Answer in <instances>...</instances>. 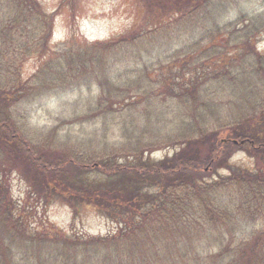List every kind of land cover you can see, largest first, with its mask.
<instances>
[{"label":"trees","instance_id":"1","mask_svg":"<svg viewBox=\"0 0 264 264\" xmlns=\"http://www.w3.org/2000/svg\"><path fill=\"white\" fill-rule=\"evenodd\" d=\"M137 2L141 23H148L149 30L132 28L134 32L118 43L129 44L143 33L147 36L159 28L151 30L150 25L172 16L178 17L167 25L200 22L201 32L197 39L153 63L129 73H108L102 51H115L116 46L107 42L74 45L76 41L66 40L61 50L50 49V19L35 0H0V216L15 230L28 220L26 208L44 209L55 199L74 209L87 205L120 226L112 236L65 241L61 250L71 264H100L95 254L101 253L111 261L107 264H187L179 243L197 244L207 230L223 228L230 233L236 223L231 212L242 213L246 205L248 221L262 225L240 237L232 249L230 242L208 258L216 263L230 257L225 264L264 262V53L253 41L264 30V15L247 17L237 27L239 19L218 25L214 15L224 8L218 0ZM209 13L214 19L211 27L204 21ZM227 30L228 37L224 35ZM34 55L49 56V62L22 79L23 64ZM97 65L101 73L92 72ZM88 76L98 81L97 102L94 110L76 121H94L97 116L116 120L118 116L120 125L135 127L125 119L133 116L138 102L147 103L144 111L155 115L157 122L163 113L151 105L169 100L172 108L177 107L175 112L183 110L187 123L174 142L181 149L170 158L152 161L143 157L154 150L152 145L78 153L50 144V139L33 143L24 132L19 108L40 98L48 86L50 90L70 88ZM225 85L236 95L238 107L232 116L210 119L228 118L226 128L217 133L208 118L217 116L220 106L210 95ZM69 121L61 120L58 126ZM139 122L143 121H135ZM57 129L53 128V135ZM231 148L253 158L255 169L230 164L235 152ZM217 169L226 173L218 174ZM13 173L25 181L27 198L32 199L22 206L13 201L7 186ZM226 200L237 207L231 209ZM52 232L38 231L31 241L47 242L52 249L56 245ZM160 245L164 255L156 252ZM6 250L7 245L1 243L3 264H9ZM150 250L160 257L151 259L152 254L149 258ZM134 254L139 258L136 261Z\"/></svg>","mask_w":264,"mask_h":264},{"label":"rangeland","instance_id":"2","mask_svg":"<svg viewBox=\"0 0 264 264\" xmlns=\"http://www.w3.org/2000/svg\"><path fill=\"white\" fill-rule=\"evenodd\" d=\"M218 1L224 6L221 11L214 15L218 25L229 21H238L239 19L240 22L237 27H242L244 22L247 21V17L264 15V0ZM35 2L50 19L51 30L48 41L50 49L61 50V43L66 40L76 41L74 45L107 42L109 46H116L115 51H102V60L106 62L105 71L108 73H129L130 69L134 71L144 64L153 63L166 57L173 50L197 39L198 34L201 32L199 29L201 27L200 22H195L193 25L185 24L187 23L185 22L176 27L167 25L178 17L172 16L170 19L160 21V24L150 25L151 30L155 26L159 28L147 32V36L143 33L131 43L122 44L118 43L119 39L134 32L132 28L135 30L141 28L142 32L148 28L145 27L148 23H141V12L137 0H35ZM180 19L184 18L180 17ZM214 19H211V13L207 14L204 19L207 27L214 24ZM228 31L224 33L226 37H228ZM253 41L256 49L264 53V30L257 33ZM48 59L49 56L44 59L43 56L37 55L29 58L23 64L22 79H26L35 73L43 62L46 65V62H49ZM96 70L97 73H101L98 65L92 72ZM92 77L88 76L83 81H75L70 88H60L58 86L59 88L50 90L51 86H48L49 89L42 92L40 98H35L25 103V106H21L19 111H21L26 136L33 143L38 144H41L43 139H50V144L74 149L78 153H84L85 151L109 153L114 149L129 148L138 144H140V148L143 145H152L154 150L143 154V157L152 161L170 158L176 151L181 149V145L174 142H177L178 133L186 127L187 123L183 121V110L175 112L177 107L172 108V102L169 100L151 105L163 113L157 122L155 115L144 111L148 108L147 103L138 102L136 111L132 112L133 116L125 119L127 123L132 120L131 124H135V127L127 126L125 128L124 125H120L118 116H116V120H108L107 117L99 118L97 116L94 121L86 119H83V123L76 121L85 116L89 110H94L93 107L96 105L99 91L98 81L92 79ZM226 86L215 89L218 92L216 95H210L220 106L219 114L208 118L211 122L208 125L217 127L214 129L217 133L226 128L225 124L227 122L224 121H228V118L218 121H210V119L216 120L232 116L236 112V107H238L235 105L236 95ZM215 87L216 85H214ZM149 110L152 109L149 108ZM61 120L70 121L65 125L58 126ZM135 121L143 122L135 123ZM54 127H58L55 135L52 134ZM220 141H222V138H220ZM236 141L238 142V140ZM231 150L235 152L229 159L230 164L249 170L255 169L256 165L253 158H250L242 150H236L235 148H231ZM208 167L207 165L205 170ZM216 173L221 174L226 173V171L217 169ZM215 176L216 174L212 177ZM7 186L13 201L17 205L22 206L31 202L32 199L27 198V185L17 173H13L8 178ZM225 204L231 209L237 207L233 201L226 200ZM243 210L244 212L239 214L236 213L237 209L231 212L232 215H236L234 217L236 223L230 233H227L223 228H218L207 230L206 235L201 236L197 244H188L181 241L179 245L183 251V260L187 264H225L230 257L222 258L215 263L208 258V255L218 254L222 249H226L230 242L232 249L240 237L248 236L262 225L260 221L255 223L248 221L246 205ZM26 212L28 220L24 223V227L20 224L18 228H15L16 231L10 226L9 221L7 222L6 219L0 216V244L7 245L6 251L9 264H71L67 260V255L61 250L65 241H70V238L83 241L92 236H112L120 226L100 215L90 206L78 205L74 209L58 199L52 200L44 209L42 207H35L32 210L26 208ZM49 224L50 228H47ZM42 225L44 226L42 227ZM43 229H50L55 232H52L54 234L51 235L56 241V245L52 249L46 244L47 242L31 241L37 238L38 231L41 232ZM56 246L59 247L56 248ZM162 248V245H160L156 249L159 255H164ZM52 251L56 254H52ZM78 252L85 253L81 249H78ZM59 253L63 254L64 257L57 255ZM152 254L154 253L150 250L148 257ZM156 254L151 259L160 257ZM55 255L58 257H54ZM95 255L98 256L97 261L100 264L111 262L109 259L104 258L102 253ZM79 257L77 255L76 260ZM134 259L135 261L139 259L136 254H134ZM0 264H3L1 255ZM155 264L165 263L158 262ZM255 264H264V262L261 260Z\"/></svg>","mask_w":264,"mask_h":264},{"label":"water","instance_id":"3","mask_svg":"<svg viewBox=\"0 0 264 264\" xmlns=\"http://www.w3.org/2000/svg\"><path fill=\"white\" fill-rule=\"evenodd\" d=\"M233 142H234V143H237V141H236V140H233Z\"/></svg>","mask_w":264,"mask_h":264}]
</instances>
